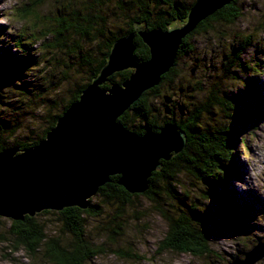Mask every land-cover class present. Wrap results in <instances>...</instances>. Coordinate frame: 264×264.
<instances>
[{
  "label": "trees",
  "instance_id": "trees-1",
  "mask_svg": "<svg viewBox=\"0 0 264 264\" xmlns=\"http://www.w3.org/2000/svg\"><path fill=\"white\" fill-rule=\"evenodd\" d=\"M38 1L41 2V0H35V4ZM111 1L113 0H85L82 6H63L62 11L58 10V19L55 20L53 28L45 27L44 31L31 29L30 33H25L26 36H24L29 42L24 41L20 35L10 38L14 53L19 59H12L7 52L0 54V151L10 148L27 149L43 140L47 131L54 127L56 119L71 103L77 101L82 90L99 73L113 43L132 33L135 25L145 26L148 31L154 29L165 31L175 23L183 22L195 2V0L190 2L181 0H114L115 8L111 16H114L117 22L110 25L108 15L103 12L102 8ZM87 3H92L93 6ZM30 13H32V7L28 6L23 9L22 18ZM241 16L239 0H233L229 5L222 7L212 16L200 22L181 41L176 61L193 51L195 37L206 35L215 26L230 27L241 19ZM4 34L0 30V39ZM39 42L41 43L35 50L33 45ZM133 43L135 46L134 59L137 62L147 61L149 52L141 39L135 37ZM247 44L248 41L245 38H239L238 46H231L229 55L225 56V62L221 63L222 66H226L223 77L227 78V75L228 77L231 75L232 72L227 70L228 67L239 68L241 66L239 59L246 53L247 46H249ZM84 45H88V48L92 45L94 50L83 48ZM55 54H60L62 57L56 60ZM49 58L53 63L56 60L64 67L61 78H56L58 82L54 81V77L53 82L49 83L50 89L57 88L62 81L71 80L69 78L71 70L76 73L78 81L72 79L74 90L71 92L70 99L63 104L58 114L49 118L48 126L41 135L31 133L23 141H17L14 134L19 129L16 127L18 118L7 119L5 115H8L7 111L15 105L19 112L29 109L35 99L51 107L53 103L42 98L45 93L43 83L34 82L30 78L27 80L21 78L25 75V71L32 74L31 72L37 68L36 66L39 67L44 62L50 64ZM55 65L57 64L55 63ZM252 67L257 66L249 64L248 68L245 65V68L250 69L252 73H260L253 72ZM177 73L174 65L162 75L159 84L143 92L141 97L117 119V122L126 131L136 135H142L147 130L157 133L165 125H172L184 133L186 137L184 149L177 155H173L170 160L160 161L159 170L152 172L148 178V188L141 195L156 208L167 227L164 238L159 242V251L184 253L198 257L210 256L212 252L206 237V220H209L210 217L202 210V201H218L217 203L222 209L221 213L231 219L232 226L239 232L247 227L244 223V211H247L248 205L243 204L240 207L237 203L242 200L233 201L234 198L225 189L227 181L232 179L231 175H234L233 178L237 177L233 172L230 173V167L234 161L233 156L236 155V151L234 152L236 140L232 137L236 130L231 131V127L229 129L227 126L211 125L205 119L214 122L212 114L219 109V112L225 116L224 119L230 120L229 123L235 125L233 117L243 118V116L249 115L251 119L260 120L262 116L264 117V113L259 109L261 105L258 100L261 98L258 99L255 89L245 81L238 82L240 87L238 97L241 101L237 99L235 104L237 106L234 107L236 114H231V110L234 109L220 98L218 90L222 85L219 83L222 81L212 84L206 89L207 91L202 90L199 84L194 88L190 87L191 92L188 90V96L185 97L189 104H181V106L174 102L169 108L164 101L167 103L170 98L167 97V99L160 95V89L164 86L171 90L172 84L177 79ZM129 74L130 71L113 74L108 78L103 88L120 85L129 77ZM220 78L222 79V77ZM234 80L238 81V78L235 76ZM8 83L10 85L18 83L17 85L26 96V102L9 101L6 96ZM192 89L194 92L197 90L206 91L205 99L198 105L190 101L194 94ZM225 97L226 94L225 96L223 94L224 99ZM248 99L256 103V107L250 113L243 112L245 101ZM17 113L15 115L19 116L20 114ZM241 144L247 147L245 140H241ZM181 175L189 177L193 182L201 183L204 188L201 190L202 201L197 202L185 190L181 191V194L177 193L176 187L182 188L178 181ZM118 178V176L110 177V181L97 190L92 198L94 201L89 200V208L86 210L67 208L59 212L42 211L33 217L25 216L22 221L11 220L7 233L11 237L13 249H22L32 259L39 255L45 264H86L93 260L103 251L101 246L96 247L93 244L86 228L85 216L99 217L100 215L101 217L103 214V211L101 213L99 209L100 206L95 202L108 207L107 215L110 217L107 219L108 223L105 229L114 227L108 230L110 235L108 238L115 239L116 236L121 235L117 231L122 232L124 206L132 204L131 197L140 196L139 194H128L117 184ZM231 201L235 205L232 206ZM165 206L169 207L170 211L166 210ZM46 215L54 216L58 226V230L51 235L46 232V227L41 221V216Z\"/></svg>",
  "mask_w": 264,
  "mask_h": 264
},
{
  "label": "rangeland",
  "instance_id": "rangeland-1",
  "mask_svg": "<svg viewBox=\"0 0 264 264\" xmlns=\"http://www.w3.org/2000/svg\"><path fill=\"white\" fill-rule=\"evenodd\" d=\"M181 1L190 2L192 0ZM84 2L85 0H41L35 4V0H0V30L5 33L0 39V54L7 52L12 59H19L9 41L11 37L20 35L24 41L29 42L27 37H24L26 36L25 33L29 34L31 29L44 31L46 30L45 27L53 28L55 20L58 19V10L62 11L63 6H82ZM87 4L93 6L92 3ZM114 4L113 0L102 8L103 12L108 15L110 25L117 22V19L111 16L115 8ZM239 5L242 16L234 25L230 27L215 26L206 35L195 37L193 39V51L177 61L175 59L173 66L175 65L178 72L177 79L172 84L171 90L164 86L160 89V95L170 98L167 103L164 101L169 108L174 102L180 105L189 104L185 97L191 92L190 87L194 88L199 84L202 90H206L212 84L222 81L219 83L222 85L218 90L220 98L234 109L237 107L235 106L237 99L241 101L238 97L240 92V90L238 91L240 89L238 82L245 81L255 89L258 99L261 98L258 100L261 105L259 109L264 113V0H239ZM28 6L32 7V13L22 18L23 9ZM239 38H245L248 41L247 45H249L246 53L239 59L241 66L239 68L236 66L228 67L227 70L232 73L229 77L227 75V78L223 77L226 66H222L221 63L225 62V56L229 55L231 46H238ZM78 41L81 43L80 40ZM40 43L33 45V48L37 50L36 47H39ZM87 46L84 45L83 48H88ZM89 48L94 50L92 45ZM55 57L56 60H59L62 56L55 54ZM56 60H53V63L49 58L50 64L44 62L39 67L36 66L37 68L33 69L32 74L25 71V75L21 77L25 80L30 78L34 82L43 83L45 93L42 98H46V101L53 104L48 107V104H42V101L39 102L38 99H35L29 109L19 112L15 105L7 111L8 115H5L7 119L18 118L16 119V127L19 129L16 130V135L14 134L17 141H23L31 133L41 135L48 126L49 118L58 114L63 104L71 97V92L74 90L72 83L78 81L76 73L72 70L69 72L71 80L60 82L55 89H50L48 86L54 79L55 82H58L56 78H61L64 67ZM249 64L257 66L252 67L253 72L260 73H256V75L250 69H246L245 65L249 68ZM234 75L238 81L234 80ZM17 84H7L6 96L10 102H26V96ZM202 90L194 92L192 89L194 94L190 101H193V104L198 105L205 99L207 90L204 92ZM223 94L224 96L226 94L225 99ZM245 102L243 112L250 113L256 107V103L251 99ZM161 110L163 109L161 108ZM233 111L231 110L230 113L236 114L235 109ZM16 113L20 115L17 116ZM212 116L215 119L214 122L208 119L205 121L211 125L231 127V129L229 128L231 131L236 130L232 136L236 140L234 149L236 155L233 156L234 161L230 167V173L233 172L237 177L233 178L234 175H231L232 179L227 181L225 189L234 198L233 201L242 200V202L237 203L240 207L243 204L248 205L247 211H244V223L247 227L239 232L237 228L232 226L231 219L221 213L222 209L218 205V201L205 200L203 202L201 200L203 197L201 190H204L201 183L193 182L189 177L181 175L178 181L182 188L176 187L177 193L181 194V191L185 190L197 202L201 200L202 210L210 217L209 220H206V233L209 249L212 252L210 256L198 257L184 253L159 251V242L162 241L167 232L166 224L157 213L156 208L139 194L138 197H131V205L124 206L122 232L117 231L121 235L116 236L115 239L108 238V236L110 237L108 230L114 227L105 229L108 223L107 219L110 217L107 215L108 207L95 202L100 206L99 209L101 213L103 211V214L101 217L100 215L99 217L85 216L86 228L93 244L96 247L101 246L103 251L86 264H228L234 258L243 259L244 254L258 242L263 241L264 243V117L262 116L263 118L261 117L260 120L251 119L249 115L243 116V118L233 117L234 125L229 123L230 120L224 119L225 116L219 112V109ZM240 139L245 140L247 147L242 146ZM93 197L90 200H93ZM233 201H231L232 206L235 205ZM164 208L170 209L167 206ZM41 221L48 234L51 235L58 230L54 216H41ZM10 225V219L0 217V264H45L39 255L32 259L22 249H13L11 237L7 233ZM255 264H264V257Z\"/></svg>",
  "mask_w": 264,
  "mask_h": 264
},
{
  "label": "water",
  "instance_id": "water-1",
  "mask_svg": "<svg viewBox=\"0 0 264 264\" xmlns=\"http://www.w3.org/2000/svg\"><path fill=\"white\" fill-rule=\"evenodd\" d=\"M232 1L195 0L183 22L165 31L135 25L132 33L115 41L99 73L43 140L27 149L0 151V217L22 221L42 211L86 210L112 176L119 177L117 184L128 194L146 192L152 172L159 170L160 161L184 149L186 137L172 125L136 135L117 119L159 84L173 66L181 41ZM135 37L147 47V61L134 59ZM124 71H130L125 81L103 88L110 76ZM263 257V243L258 242L243 259L228 264H255Z\"/></svg>",
  "mask_w": 264,
  "mask_h": 264
}]
</instances>
